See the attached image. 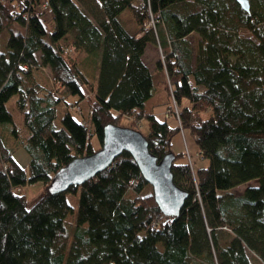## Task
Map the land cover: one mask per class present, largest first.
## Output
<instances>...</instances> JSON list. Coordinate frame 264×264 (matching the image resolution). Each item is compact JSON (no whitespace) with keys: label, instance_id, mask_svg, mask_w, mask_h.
<instances>
[{"label":"trees","instance_id":"obj_1","mask_svg":"<svg viewBox=\"0 0 264 264\" xmlns=\"http://www.w3.org/2000/svg\"><path fill=\"white\" fill-rule=\"evenodd\" d=\"M149 42L164 54L155 72ZM86 90L90 117L77 119ZM172 94L176 125L154 112ZM124 117L158 159L181 127L193 135L201 165L174 152V181L188 192L177 216L144 193L128 151L49 191ZM35 182L44 190L31 201L23 188ZM0 264H264V0L250 12L236 0H0Z\"/></svg>","mask_w":264,"mask_h":264},{"label":"water","instance_id":"obj_2","mask_svg":"<svg viewBox=\"0 0 264 264\" xmlns=\"http://www.w3.org/2000/svg\"><path fill=\"white\" fill-rule=\"evenodd\" d=\"M236 1L244 10L250 12V0ZM123 151H128L133 156L144 179L152 186V193L160 210L167 216H177L188 197V192L174 181L172 165L175 153L168 152L158 159L150 151L148 140L141 130L115 123L104 127L99 149L74 157L53 175L49 191L60 192L73 184H82L109 167Z\"/></svg>","mask_w":264,"mask_h":264},{"label":"rangeland","instance_id":"obj_3","mask_svg":"<svg viewBox=\"0 0 264 264\" xmlns=\"http://www.w3.org/2000/svg\"><path fill=\"white\" fill-rule=\"evenodd\" d=\"M154 22H156V19H154ZM48 27L51 29L53 27V24H47ZM156 46H153L150 48V50L148 51V58H152L154 59L155 57H162V51L161 49L157 46V43H155ZM2 48H4V45H1ZM169 91L171 92V87L169 85ZM87 97H88V92L87 90L85 91ZM172 102V101H171ZM172 105V103H170ZM9 107L12 110L13 114H14V118L15 121L17 123V126L19 128L20 131V137L26 134V130L25 127L22 123V117L21 114L19 113L18 109L15 107V96H13L11 98V100L9 101ZM80 105V104H79ZM81 108L80 106H75L72 109V114L77 118V119H81V118H89L90 117V100L89 98L84 99V101L81 102ZM170 107H167V109H165L162 113V116L165 118H174L177 123L178 119L176 118V116L173 114L172 116H168L166 117V112ZM81 110V112H80ZM170 122L172 124H175L173 119H170ZM118 125H123V126H129L131 127V123H130V119L128 120L126 117H124L121 121L120 124ZM143 129H145V124L143 122L142 125ZM24 137V136H23ZM92 145L95 148H98L100 146V141L97 135L93 136L91 139ZM14 146V144H13ZM173 149L176 151V153L180 152V151H184L186 152L185 157H183V159H185L186 161L192 163L195 162L194 164H196L197 166L202 163H200L199 161V157H198V153H196L197 150V145L195 143L194 137L191 134L190 130L187 128H182L179 133H177L174 138H173ZM15 157L18 159V161L21 163L22 166L27 167L28 163H29V155L28 153L25 151L24 148L19 147L15 150ZM198 161V162H197ZM195 166V165H194ZM196 167V166H195ZM257 180H251L245 184H241L236 186L233 190L235 193H240L244 190V188L249 185V184H257ZM44 190V186L41 182H35L32 184H27L26 186H24L23 191L27 194V196L30 198L31 201H35L36 198L43 192ZM153 192V188L152 186L149 184L144 193H152ZM68 199L71 202V204L77 208L78 207V196L76 195H72L69 194L68 195Z\"/></svg>","mask_w":264,"mask_h":264},{"label":"crops","instance_id":"obj_4","mask_svg":"<svg viewBox=\"0 0 264 264\" xmlns=\"http://www.w3.org/2000/svg\"><path fill=\"white\" fill-rule=\"evenodd\" d=\"M153 46H156L154 42H149V43H148V45H147V47H146V51H145V53H144V55H143V59H144L145 63L149 66V68L151 69V71H152V72H155V71H156V66H157L158 57H155L154 59H152V58H148V51H149L150 48L153 47ZM88 94H89V93H88ZM90 94H91V93H90ZM86 96H87V95H86ZM87 98H88V97H85L84 99H87ZM84 99L81 100V101L79 102L80 105H81V102L84 101ZM165 109H167V106H165V105L158 106V107H155V108H154V112H155L158 116H160V117L163 118L162 113H163V111H164ZM170 119H173L174 122H175V124H172V123L170 122ZM168 122H169L171 125H176V124H177V121H176L173 117H172V118H168ZM197 150H198V148H197ZM197 150H196V152H197ZM174 152H176V151L174 150Z\"/></svg>","mask_w":264,"mask_h":264},{"label":"built area","instance_id":"obj_5","mask_svg":"<svg viewBox=\"0 0 264 264\" xmlns=\"http://www.w3.org/2000/svg\"><path fill=\"white\" fill-rule=\"evenodd\" d=\"M154 18H155V16L152 15V19L149 21V26H150V25H151V26H154V25H155L156 22H154ZM161 51H162V50H161ZM162 55H163V56H162L161 58L164 57L163 52H162ZM171 100H172V107H170V108L167 110V112H166V117H168L169 115L172 116V115L174 114V115L176 116V118H177V119L179 120V122H180L179 106H178V104H177L175 98L173 97V94H172V98H171Z\"/></svg>","mask_w":264,"mask_h":264}]
</instances>
